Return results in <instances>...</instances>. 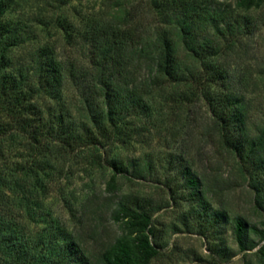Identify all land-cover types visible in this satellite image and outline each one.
Listing matches in <instances>:
<instances>
[{"label": "trees", "instance_id": "obj_1", "mask_svg": "<svg viewBox=\"0 0 264 264\" xmlns=\"http://www.w3.org/2000/svg\"><path fill=\"white\" fill-rule=\"evenodd\" d=\"M262 1L235 0V8L246 11ZM165 4L163 25L136 41L121 26L92 27L87 67L78 78L77 69L49 47H38L27 62L15 64L12 51L24 37L0 0V264H151L162 248L154 214L183 198L198 206L196 214L208 224L204 232L229 220L225 208L213 207L191 166L185 162L173 169L180 180L170 174V160L164 166L165 198L138 192L105 197L121 233L95 259L73 227L44 202L78 160L111 171L105 192L114 189L117 176L149 178L156 171L150 154L131 158L115 150L130 140L127 123L151 114L152 101L161 96L178 108L204 105L218 146L236 161L255 205L264 210V122L251 131L247 102L219 60L223 42L233 45L244 24L217 0ZM142 68L144 75L138 73ZM70 84L77 89L71 94ZM229 221L238 251L256 248L253 254L259 256L253 262L244 253V264H264V223L256 227L241 215ZM209 250L223 254L216 246Z\"/></svg>", "mask_w": 264, "mask_h": 264}, {"label": "rangeland", "instance_id": "obj_2", "mask_svg": "<svg viewBox=\"0 0 264 264\" xmlns=\"http://www.w3.org/2000/svg\"><path fill=\"white\" fill-rule=\"evenodd\" d=\"M6 17L17 23L24 41L12 51L15 64L27 62L38 47H49L63 64H72L81 78L88 63L86 36L96 25L121 26L133 41L166 20L165 0H5ZM238 15L244 30L233 45L223 42L219 58L227 70L232 88L247 102L250 129L264 122V0L259 6L242 11L235 0H217ZM230 14V15H231ZM144 75L142 68L139 72ZM69 94L76 89L69 85ZM71 92V93H70ZM166 94H164L165 96ZM163 96L151 103V114H140L127 123L130 140L115 151L125 157L150 154L156 171L143 180L130 181L117 176L114 189L105 192L111 171L96 163L78 160L72 172L52 189L44 202L60 215L78 236L92 258L121 233V226L109 217L105 197L122 192H138L159 199L166 197L164 166L170 160L171 173L181 180L174 168L188 163L207 188L213 207H223L230 220L235 215L262 227L264 210L255 205L248 182L240 178L232 156L216 142L215 131L202 103L176 107ZM165 110V111H164ZM164 111V112H162ZM198 206L184 198L169 202L154 214V224L162 248L151 264H244V253L259 262L256 250L238 251L231 234V222L214 224V232H204L208 224L196 214ZM210 228V227H209ZM208 234V235H207ZM216 246L219 255L209 250Z\"/></svg>", "mask_w": 264, "mask_h": 264}]
</instances>
